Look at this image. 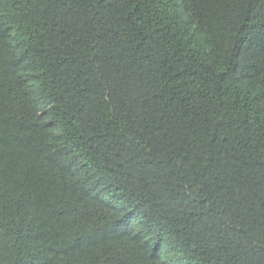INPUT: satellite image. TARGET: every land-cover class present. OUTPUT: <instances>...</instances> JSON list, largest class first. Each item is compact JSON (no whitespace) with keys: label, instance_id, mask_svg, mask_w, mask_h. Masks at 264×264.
<instances>
[{"label":"trees","instance_id":"trees-1","mask_svg":"<svg viewBox=\"0 0 264 264\" xmlns=\"http://www.w3.org/2000/svg\"><path fill=\"white\" fill-rule=\"evenodd\" d=\"M0 264H264V0H0Z\"/></svg>","mask_w":264,"mask_h":264}]
</instances>
